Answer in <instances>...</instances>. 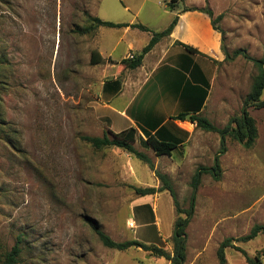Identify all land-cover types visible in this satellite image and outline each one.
Instances as JSON below:
<instances>
[{
	"label": "rangeland",
	"instance_id": "1",
	"mask_svg": "<svg viewBox=\"0 0 264 264\" xmlns=\"http://www.w3.org/2000/svg\"><path fill=\"white\" fill-rule=\"evenodd\" d=\"M169 2L0 0V249L8 250L19 239L16 264H169L141 248L105 247L90 223L114 241L136 239L171 252L176 217L171 196L166 190L139 196L134 188L158 187L155 171L165 174L178 206L186 208L192 176L199 166L213 164L219 135L197 128L189 118L181 120L185 134H177L190 137L169 156H156L136 136L133 146L148 155L155 171L120 148H94L80 139L111 135L94 110L101 104L102 73L101 65L90 63L93 31H76L88 25L92 15L111 22L149 23L147 32H158ZM183 4L176 0L175 5ZM208 5L213 17L222 14L215 25L227 52L232 56L239 49L259 58L264 49V0H208ZM101 32L110 35L104 40L106 53L114 47L111 57L118 60L125 51L121 42L116 44L121 31L103 27ZM147 32L132 36L136 51L146 43ZM126 70L134 71L123 65L116 71ZM211 73L199 114L223 127L239 115L257 69L240 52L230 59H213ZM181 78L187 81L185 74ZM248 111L259 138L244 148L226 137V151L219 156L221 178L202 174L186 227L183 264H217L219 244L248 233L238 229L237 184L247 165L264 169V107ZM232 243L248 257L262 259L264 237ZM225 258L226 264H248L235 247L226 248Z\"/></svg>",
	"mask_w": 264,
	"mask_h": 264
},
{
	"label": "crops",
	"instance_id": "2",
	"mask_svg": "<svg viewBox=\"0 0 264 264\" xmlns=\"http://www.w3.org/2000/svg\"><path fill=\"white\" fill-rule=\"evenodd\" d=\"M175 3L172 8L168 7L169 11H165L166 16L161 30L170 23L175 15L177 16V23L168 36L160 39L143 56L141 65L135 68L132 73L128 70L124 71L123 74L117 72L116 70L119 67L117 62L127 58L128 54H138L149 41L151 32L142 31L131 26L107 27L121 31L116 39V44L121 42L125 47L124 54L118 60H115L111 57L114 47L111 48L110 53H106L107 48L104 46V40L107 37L110 38V35L101 32L103 26L94 29L93 50H96L103 59L99 63L102 73L99 90V103L101 104L97 103L94 110L97 117L108 126L110 131L119 132L128 127H134L138 131L137 138L139 139L145 138L140 128L153 133L151 128L155 124H158L157 127L164 126L167 132L179 138L178 148L190 136H179V134H185L182 130L183 123L181 120L172 117L181 112L191 111L194 108L190 106L197 99V95L192 86L201 85L199 82L202 79L194 66H198L203 77L210 84L213 59L220 61L223 53L221 51L220 32L213 28L211 18L199 10H183V8L190 6L197 8L208 6L215 13L208 5V0H200L199 2L184 0L183 6L175 5ZM128 8V6H124V9L127 10ZM112 22L134 24L131 21ZM147 24L149 23H142L145 27L150 26ZM144 32L148 33L147 41L136 51L133 37H139ZM177 42L192 46L199 53H189ZM177 73L179 77L176 78V84L174 76ZM184 74L187 81L181 78ZM184 82L185 86H183ZM208 89L207 95L209 93ZM207 95L199 112L204 106ZM113 101H115V105L111 104ZM188 114L190 116V113ZM258 138L257 135L256 140ZM254 169L252 166L247 165L237 184L239 208L236 214L240 222L238 229L241 227L239 231H242L243 228L246 233L254 224L264 225V176L261 175L264 174V169L263 171ZM259 184L260 187H257ZM246 197H248L247 200L242 201ZM257 237H264V233L258 234L254 238ZM261 249L264 251V244ZM261 262L264 264V253Z\"/></svg>",
	"mask_w": 264,
	"mask_h": 264
},
{
	"label": "trees",
	"instance_id": "3",
	"mask_svg": "<svg viewBox=\"0 0 264 264\" xmlns=\"http://www.w3.org/2000/svg\"><path fill=\"white\" fill-rule=\"evenodd\" d=\"M176 0H170L168 7L172 8ZM186 10H199L206 13L211 18V24L215 30L220 32L215 25V23L221 18L222 14H218L213 17L212 10L206 6L197 8L194 6L183 8ZM87 20L89 24L83 28H78L76 31L80 34L90 33L94 31L99 26L111 27V28H120L124 26L136 27L142 31H149L147 27L142 24H127V23H114L107 20H102L95 16H88ZM177 23V16L175 15L170 23L161 31L151 32L149 41L141 48L140 52L136 55H133V58H123L119 62L118 69L120 65L128 69H135L141 65L143 56L153 48V46L163 37H166L170 34L171 30ZM222 40V38H221ZM180 44L187 52L189 53H199L195 48L181 42ZM221 51L225 59H230L233 55H236L240 52L244 53L246 58H249L253 61L254 66L257 69V73L254 75L251 83L249 93L245 96L243 104L241 106L239 115L232 116L229 118L228 122L223 127H217L211 123L206 117L199 114V110L203 104V101L207 95V89L209 88L208 81L203 77L198 66L197 68L200 76L201 85H194L192 88L196 90L197 101L196 106L191 111L181 112L173 116V119L185 120L186 114L190 113L189 120L195 124V126L204 131L216 132L219 135V151L215 154L213 158V164L211 166H199L194 172L191 179V193L189 196L188 206L186 208H180L176 200V195L174 189L165 174H161L154 170L153 162L150 160L148 155L142 151H138L133 143L135 142L138 131L134 127H128L119 132L109 131L111 136H108L107 133H104L102 136H88L81 135L80 139L88 142L94 148L110 147L114 146L120 148L127 153L134 155L135 158L144 162L148 165L151 170L155 171V175L160 181L161 185L158 187L146 186V187H135V192L139 196L152 195L157 192L167 191L172 198L173 206L176 212V217L173 221L172 232H171V243L172 249L171 252L166 251L160 246L155 244H146L136 239H129L124 241H114L106 233H104L96 223L91 222L90 226L92 230L97 235L100 242L108 248L116 250H126L131 247L141 248L144 251L149 252L151 255L156 257H163L168 260L169 264H183L186 258V227L193 216L194 207H195V198L196 190L201 181L202 174H209L214 180H219L222 176V169L220 166L219 156L220 154L226 151V137L237 141L244 148H250L258 135L256 120L249 114L248 109L253 108H263L264 107V49L259 58H250L242 50H235L232 53V56L227 52L224 46L221 44ZM103 61L102 57L96 50H92L90 53V63L92 65L99 64ZM121 70V69H120ZM155 124L151 131L144 128H140L142 135L145 138L140 139L143 144L150 148L156 156L171 155V152L177 148L178 143H180L179 138L175 135L170 134L166 131L164 126H158ZM264 233V225L254 224L249 232L238 238H225L218 246L216 251V256L218 263L217 264H226L225 250L228 247H235L236 250L241 252L245 257V260L248 264H262L258 255H255L253 258H250L246 255V252L237 246H234L232 241H249L256 237L258 234ZM20 240L17 239L16 242L8 249H0V264H16L18 256L21 252V247L19 245Z\"/></svg>",
	"mask_w": 264,
	"mask_h": 264
},
{
	"label": "built area",
	"instance_id": "4",
	"mask_svg": "<svg viewBox=\"0 0 264 264\" xmlns=\"http://www.w3.org/2000/svg\"><path fill=\"white\" fill-rule=\"evenodd\" d=\"M127 58H133V54H128ZM132 225H133V222L130 223V226H132Z\"/></svg>",
	"mask_w": 264,
	"mask_h": 264
},
{
	"label": "water",
	"instance_id": "5",
	"mask_svg": "<svg viewBox=\"0 0 264 264\" xmlns=\"http://www.w3.org/2000/svg\"><path fill=\"white\" fill-rule=\"evenodd\" d=\"M186 118H189V114H186Z\"/></svg>",
	"mask_w": 264,
	"mask_h": 264
}]
</instances>
